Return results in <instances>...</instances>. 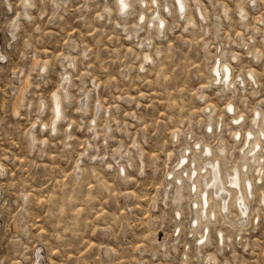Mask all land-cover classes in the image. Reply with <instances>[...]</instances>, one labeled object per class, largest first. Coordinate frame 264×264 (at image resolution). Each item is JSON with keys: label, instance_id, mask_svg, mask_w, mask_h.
<instances>
[{"label": "rangeland", "instance_id": "obj_1", "mask_svg": "<svg viewBox=\"0 0 264 264\" xmlns=\"http://www.w3.org/2000/svg\"><path fill=\"white\" fill-rule=\"evenodd\" d=\"M152 1L0 0V264H264V0Z\"/></svg>", "mask_w": 264, "mask_h": 264}, {"label": "bare ground", "instance_id": "obj_2", "mask_svg": "<svg viewBox=\"0 0 264 264\" xmlns=\"http://www.w3.org/2000/svg\"><path fill=\"white\" fill-rule=\"evenodd\" d=\"M153 1H157V0H153ZM153 1H152V3H153ZM176 1V7H177V10H178V12L180 13V14H182V15H184L185 14V9H186V3H185V1L184 0H175ZM130 5H131V3H130V0H117V7H118V10L120 11V13L121 14H126L127 12H128V9H129V7H130ZM26 6V5H25ZM168 10L170 11V9L168 8ZM202 13V12H201ZM142 17H145V16H142ZM155 18H157L158 19V23H157V25H155V26H157V29H158V33L159 34H161V33H163L164 32V29H165V23H166V20H164V19H161V16H160V18H159V15L157 14V16H155ZM143 20V19H142ZM156 20V19H155ZM154 21V20H153ZM157 21V20H156ZM155 22V21H154ZM153 22V23H154ZM139 24V23H138ZM153 25V26H154ZM223 66H225V65H223ZM225 69H227V71H224ZM222 70V77H221V80L222 81H224L225 83L226 82H229V79L231 78V70H230V68L228 67V66H225L223 69H221ZM215 73H216V75H219L220 74V69H219V67H216L215 68ZM218 72H219V74H218ZM251 77H253V75H251ZM218 79V77H216V80ZM64 85L66 86V82H64ZM64 86V87H65ZM83 107H84V104H83ZM230 108H232V106H230ZM62 114H63V111H62V97L60 96V95H58L57 93L56 94H54V96H53V118H52V126H53V130H55L56 129V126H57V124H58V122L61 120V118H62ZM259 116H260V113L259 112H257V114H256V117H254V119H253V124L254 125H257V127H259L258 128V133L262 130V128L260 127V122H261V118H259ZM252 124V123H251ZM257 131V130H256ZM254 130H253V127H252V130L251 131H248L247 133H248V135L245 137L246 138V140H247V142L249 143V142H251L252 140H253V138H252V135L254 134ZM262 133V132H261ZM238 135V134H237ZM261 135V134H260ZM251 138H252V140H251ZM256 139V138H255ZM254 139V140H255ZM251 143H253V147H252V150H255L256 148H258L259 147V142H257L256 140L253 142H251ZM208 146V145H207ZM206 146V148L204 149V154H205V156H208L210 153L212 154V149L210 148V146H208L207 147ZM250 146V145H249ZM259 149V148H258ZM224 150V149H223ZM257 151V150H256ZM210 154V155H211ZM209 155V156H210ZM185 156V155H184ZM204 156V157H205ZM212 156V155H211ZM213 158V157H212ZM211 158V159H212ZM205 160L207 161L206 162V165L205 166H209V167H211V169H212V171H213V173H212V175H210V177H209V179H205V180H202V181H204V186H203V184H202V190H201V194H200V201H199V205L201 206L200 207V217L201 218H204V219H207V216H209L208 215V212H209V199H210V197H209V195H210V189L211 188H213L214 190V192H212V193H214L215 194V196L217 197V198H220L221 199V201H220V210H224V211H226V210H228L229 208V199H228V197H227V195H232V192L233 193H237V194H240L239 196L237 195V198H235V199H237V201H239V208H241V212H242V217H241V220L243 221V222H247L248 221V219H249V215H248V213H249V204H248V202H247V197L246 196H248V195H253V184H252V182H251V179L250 178H248V177H246L245 178V181H244V185L242 186V178H241V173H240V170H238V169H234L235 171H233L232 172V174H231V171L230 172H228V175L229 174H231L230 175V179H229V184H230V186L229 187H227L226 185H225V183H224V181H223V178H222V174H221V169H220V162H216V163H213L214 162V160L215 159H212V160H210V158H208V157H206L205 158ZM217 160V159H216ZM211 161H213V162H211ZM218 161V160H217ZM185 163V158H183L181 161H180V163H179V165L180 166H183V164ZM204 166V167H205ZM208 167V168H209ZM206 168V167H205ZM223 169V168H222ZM196 170V169H195ZM211 171V172H212ZM196 172V171H195ZM209 172V171H208ZM223 172V171H222ZM199 173V172H198ZM203 173V172H202ZM207 173V172H206ZM183 174V173H182ZM201 174V173H200ZM204 174V173H203ZM202 174V175H203ZM199 175V174H198ZM205 175V174H204ZM203 175V176H204ZM195 176V175H194ZM203 176H201V177H203ZM208 176V175H207ZM190 177H191V175H190ZM200 177V178H201ZM223 177H226V176H223ZM192 178V177H191ZM197 178V177H196ZM195 179V178H194ZM203 179V178H202ZM194 182V181H193ZM200 186H199V190H200V188H201ZM196 188V186L193 188L194 190H196L195 189ZM193 190V191H194ZM197 190H198V188H197ZM233 190V191H232ZM244 190L246 191V196H245V192H244ZM235 191V192H234ZM227 194V195H226ZM213 196V195H212ZM211 196V197H212ZM216 198V199H217ZM215 212L216 211H214V216H215ZM211 213V212H210ZM240 219V218H239Z\"/></svg>", "mask_w": 264, "mask_h": 264}, {"label": "snow or ice", "instance_id": "obj_3", "mask_svg": "<svg viewBox=\"0 0 264 264\" xmlns=\"http://www.w3.org/2000/svg\"><path fill=\"white\" fill-rule=\"evenodd\" d=\"M224 71H227V69H225ZM218 74H219V72H218Z\"/></svg>", "mask_w": 264, "mask_h": 264}]
</instances>
